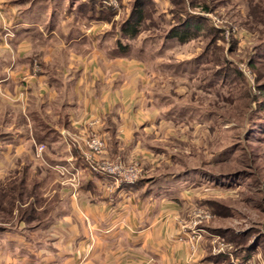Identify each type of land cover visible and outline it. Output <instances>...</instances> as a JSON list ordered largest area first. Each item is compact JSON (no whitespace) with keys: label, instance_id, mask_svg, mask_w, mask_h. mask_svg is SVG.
<instances>
[{"label":"rangeland","instance_id":"rangeland-1","mask_svg":"<svg viewBox=\"0 0 264 264\" xmlns=\"http://www.w3.org/2000/svg\"><path fill=\"white\" fill-rule=\"evenodd\" d=\"M27 1L43 2L45 19L53 12L89 40L74 46L35 36L19 48L5 45L29 58L30 76L40 71L55 82L28 91L24 84L15 96L1 92L0 135L44 121L80 130L61 124L60 104H123L116 107L132 120L137 141L123 146L119 121L111 127L92 117L116 137L95 155L85 134L76 166L55 158L47 141H0V229L25 228L31 239H45L38 227L53 228L64 200L76 196L78 167L95 175L86 155L148 185L165 180L167 193L179 198L169 206L175 241L196 264H264V0ZM115 39L126 47L108 60ZM70 77L72 84L81 79L78 91L57 88Z\"/></svg>","mask_w":264,"mask_h":264},{"label":"crops","instance_id":"crops-1","mask_svg":"<svg viewBox=\"0 0 264 264\" xmlns=\"http://www.w3.org/2000/svg\"><path fill=\"white\" fill-rule=\"evenodd\" d=\"M44 9L43 2L31 4L27 1L24 6V0H0V13L4 14L11 34L4 38L0 22V94L11 90L15 96L24 84L28 91L33 84L52 87L55 82L50 74H41L40 71L30 76L29 58L22 53H8L5 50L7 43L19 48L20 43L35 36L59 38L66 45L74 46L89 40L75 25L55 20L53 12L45 19ZM114 41L110 50L115 54L108 60H117L122 54L117 40ZM25 62L26 68H23ZM20 63L22 66L18 67ZM72 81L71 77L67 83L60 79L57 88L67 89V84L71 86ZM80 85V78L72 84L75 91L80 89ZM85 101L89 103L91 99ZM118 105L123 104H60L61 124L70 128L77 125L80 130L76 131L77 127H74L75 131L67 130L44 121L39 129L29 126L22 131L4 132L0 141L18 143L19 147L29 140L47 141L55 158L62 161L69 158L76 166L75 159L81 152L78 143L85 134L88 136L86 124L92 117L111 127L119 121L127 132L122 139L123 146L132 148L137 141L136 131L131 127L132 120L120 114L122 108L116 107ZM95 126L102 133L105 144L110 146L109 140L116 135L108 137L109 128L101 127L99 122ZM78 168V181L74 180L77 183L76 196H68L64 200L66 207L61 214L54 216L56 223L53 228L38 227V233H42L40 235L45 239H31L25 228L0 229V264H196L193 258L188 259L185 246L175 241L176 231L169 206L179 198L167 193L171 186L165 180L152 181L153 184L148 185L139 179L137 185L119 187L91 175L81 166ZM204 261L199 264H217Z\"/></svg>","mask_w":264,"mask_h":264},{"label":"built area","instance_id":"built-area-1","mask_svg":"<svg viewBox=\"0 0 264 264\" xmlns=\"http://www.w3.org/2000/svg\"><path fill=\"white\" fill-rule=\"evenodd\" d=\"M97 123L87 122L86 128H88V140L89 148L93 154L98 155L102 152L105 145L102 133L97 130ZM43 149L42 146L38 148V152H41ZM84 161L87 164L90 171L96 176L107 179L116 186H132L135 185L138 181V177L133 172H124L117 166H112L110 164L102 163L97 165L90 160V158L84 155ZM58 171L62 174H69L68 170L64 167H56Z\"/></svg>","mask_w":264,"mask_h":264},{"label":"trees","instance_id":"trees-1","mask_svg":"<svg viewBox=\"0 0 264 264\" xmlns=\"http://www.w3.org/2000/svg\"><path fill=\"white\" fill-rule=\"evenodd\" d=\"M89 10H90V16H91V13L93 12V7L92 6H90L89 7ZM134 27L131 25V26H129V27H127V29H126V33L129 35V36H131V35H133L134 34ZM172 35V34H171ZM176 38H180L181 39V41H184L185 40V38H186V34H176V36H175ZM117 46H118V50L119 51H122V50H124V48L126 47L125 45H124V42H122V40H117Z\"/></svg>","mask_w":264,"mask_h":264}]
</instances>
